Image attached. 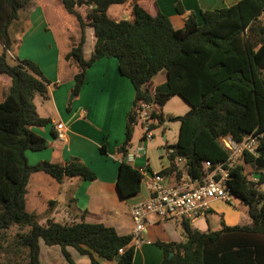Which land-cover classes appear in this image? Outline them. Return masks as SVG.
<instances>
[{"label": "trees", "instance_id": "trees-1", "mask_svg": "<svg viewBox=\"0 0 264 264\" xmlns=\"http://www.w3.org/2000/svg\"><path fill=\"white\" fill-rule=\"evenodd\" d=\"M29 1L0 0V76L10 81L0 102V264H40L39 240L47 246H59L69 264L67 247L87 255L91 264H99L94 254L131 264L135 249L131 235H118L113 228L85 223L81 218L39 223L37 216L25 209L26 187L34 173H44L58 183L71 178L96 179L77 158L65 164L41 161L29 165L25 157L27 151L47 148L46 140L33 128L50 124L38 116L33 103L36 95L48 99L49 82L35 63L9 55L14 44L11 27L20 21ZM61 3L80 30L78 41L65 56L77 69L73 96L84 84L86 70L103 58H114L118 73L133 88L118 153H127L141 103H153L160 109L172 96H178L189 106L184 115L153 114L158 126L152 129L165 119L179 124L176 143L166 146L171 149V165L159 171L160 175L179 174L174 160L181 158L188 174L199 176L204 162L215 165L227 159L221 138L231 136L238 142L250 134L263 138L259 156L245 155L244 162L256 173L260 171L264 157V0H239L228 8L200 11L198 16H188L181 29H173L159 11L149 14L137 0ZM112 5H126L131 20L112 19L107 12ZM87 26L92 28L95 42L90 58L84 60ZM161 71H165L166 81L153 89L151 80ZM99 150L104 152L103 147ZM247 174L242 164L235 166L226 187L246 206L250 224L228 227L221 221L219 230L200 232L190 226V220H183L181 243L157 244L164 253L160 264H264V195L246 179ZM142 179L136 168L124 160L119 162L116 187L120 197L136 195ZM119 249L122 254H118Z\"/></svg>", "mask_w": 264, "mask_h": 264}, {"label": "crops", "instance_id": "crops-1", "mask_svg": "<svg viewBox=\"0 0 264 264\" xmlns=\"http://www.w3.org/2000/svg\"><path fill=\"white\" fill-rule=\"evenodd\" d=\"M238 1L137 0V3L151 15L159 11L169 19L173 29H181L190 15L198 16L200 11L228 8ZM107 12L116 21L131 20L126 5H112ZM125 15L127 17H124ZM21 21L25 26H15V29L14 26L11 27L14 44L9 54L15 59L35 63L49 82L47 111L41 104V112H44L39 114L37 108L36 112L41 118L48 119L50 124L43 128H33L35 134L46 140L47 148L37 152L27 151L25 153L27 162L29 165L41 161L65 164L70 158H77L96 176V179L91 182L71 178L63 179L61 183H58L44 173H34L29 178L26 193L34 185L32 194L46 201L49 198L45 197V191L39 188L48 186L54 190L57 189V197L54 198L57 201L49 202H53L52 206L54 204L60 206L64 204L61 203L63 198L61 193L67 188L71 193L67 209L71 220L79 221L81 218L85 223L113 228L118 235H131L133 224L129 209L132 205L145 201L149 192L146 188V180L143 179L140 191L134 196L122 198L116 187L118 166L121 161L117 149L124 141L127 113L131 110L133 101V88L129 80L118 73L117 61L114 58L100 59L86 70L84 84L78 95L73 96L74 102L70 105L71 108L66 109L64 99L72 91L73 76L77 72L75 65L65 60L66 54L80 36L75 18L65 12L61 0H30L21 11L19 22ZM197 21L199 22L198 17ZM94 42L93 30L87 26L82 48L84 60L90 58ZM0 49H2L1 44ZM165 81L166 73L161 71L152 78L151 86L154 89ZM9 85V79L0 76V102ZM180 99L178 96H172L157 111H160L163 116L184 115L189 110V106ZM168 103H173V106L165 109ZM59 123L64 128L63 140L56 138L55 126ZM167 123L169 121L165 119L157 127L162 131L160 139L156 140L153 135L152 140L144 141L140 132L137 137L131 138L127 148L128 153L135 152L137 148L143 150L142 156L136 160L135 165L145 167L148 175L159 173L171 165L168 158L171 149H167L166 146L176 143L178 131L169 142L167 135L164 134ZM101 147H103V153L99 150ZM175 160V165L180 168V163L178 164ZM25 209L28 213L39 216L33 209L28 210L26 195ZM83 213L85 214L82 218ZM240 224L239 226L249 225L248 217ZM179 226L180 223L175 221L155 219L141 234V237L149 241V244L143 243L134 249L131 264H160L164 253L157 244L181 243L184 237ZM38 246L40 264H69L59 246H47L42 240H39ZM66 252L72 264H91L87 255L79 254L72 247H67ZM93 257L99 264H118L117 259L105 260L95 254Z\"/></svg>", "mask_w": 264, "mask_h": 264}, {"label": "built area", "instance_id": "built-area-1", "mask_svg": "<svg viewBox=\"0 0 264 264\" xmlns=\"http://www.w3.org/2000/svg\"><path fill=\"white\" fill-rule=\"evenodd\" d=\"M10 55V54H9ZM11 56V55H10ZM157 106L153 103H141L138 106L136 122L139 124L142 140L153 139L151 127L158 126L153 114L157 113ZM64 128L61 123L55 126L56 138L64 139ZM263 135L250 134L235 141L231 136L220 139V144L226 150L228 156L224 162L212 165L208 161L202 164L199 176H191L187 172V167L179 168L180 175L174 172L172 175L162 176L159 173L148 175L145 167H136L135 163L142 156V149L137 148L135 152L119 153L121 160L126 161L131 167L136 168L146 180V188L149 192L148 198L140 203L134 204L129 209V216L133 224L131 244L134 248L143 243L149 244L141 234L145 228L153 221H175L180 223L183 220H191L209 211V204L213 201L229 202L232 197L226 187L230 180L231 170L242 164L251 170V167L244 162V156L249 155L257 158L258 148ZM178 164L184 160L177 158ZM251 172V171H250ZM247 180L254 185V188L264 195V157L263 165L258 173H249ZM122 254V249L118 250Z\"/></svg>", "mask_w": 264, "mask_h": 264}, {"label": "rangeland", "instance_id": "rangeland-1", "mask_svg": "<svg viewBox=\"0 0 264 264\" xmlns=\"http://www.w3.org/2000/svg\"><path fill=\"white\" fill-rule=\"evenodd\" d=\"M126 15H127V11H126ZM124 17H127V16ZM24 21V20H23ZM23 21L21 22H16L13 26V28L15 29V26H25V24L23 23ZM0 52L2 53V49H0ZM7 61L9 63H11V59H9L7 57ZM71 95H73L72 93H69L65 99H64V106L66 107H70L71 108V104H73V98H71ZM179 100V99H177ZM182 99H180L181 101ZM184 102V101H183ZM33 103L35 105V108H37L38 113H43L41 112L42 110V106L44 107V110L47 111V104H49L45 99H43L42 97L36 95ZM49 106V105H48ZM173 106V103H168V105L165 107V109H169V107ZM167 111V110H165ZM102 114L104 115V113L102 112ZM102 115V116H103ZM174 129V131H172ZM178 129V123L176 122H169L167 123V129H165L166 132H164V134L167 135V140L170 142L172 141V138L175 136V134H177V130ZM141 132L140 126L139 124L136 122L133 126H132V137L133 139L135 137H137ZM142 134V133H141ZM153 135L154 138L156 140L160 139L162 136V131L158 128L153 130ZM184 166V162L180 163V168H183ZM245 171L248 173H255V171L251 168V170L249 169V167L245 166ZM251 171V172H250ZM179 175H180V171H179ZM54 182V181H53ZM34 187V185H32V188ZM42 187V186H41ZM30 191H28V193H26V199H27V208L28 210H34L35 213L39 216H37V220L39 223H44L46 221L47 218L49 219H53V221L58 222V223H65L67 221L70 220V214L68 213V205L70 203V201L68 202V199L70 198L69 196L71 195L70 192H68V189L65 188L64 191H62V196L63 198L60 206L58 205H50L49 201H57L54 198H56V191L57 189H52L51 187H45L44 188H39L42 189L43 191H45V197H48L49 199L46 201H42L40 198L34 196L32 194V189ZM37 190V189H34ZM47 199V198H46ZM217 202V201H216ZM219 202V201H218ZM60 203V202H58ZM209 212L205 213L203 215H200L196 218L191 219L193 220L192 224H190V226L192 228L197 229L200 232H206V231H217L219 228H221V221H224V225H229L228 227H234V226H238L241 225L240 223H243L247 220V213H246V206L239 201L238 199L231 197L229 202H219V203H210L209 204ZM52 217V218H50ZM190 220V221H191ZM180 227V226H179ZM180 230L181 227H180Z\"/></svg>", "mask_w": 264, "mask_h": 264}, {"label": "water", "instance_id": "water-1", "mask_svg": "<svg viewBox=\"0 0 264 264\" xmlns=\"http://www.w3.org/2000/svg\"><path fill=\"white\" fill-rule=\"evenodd\" d=\"M71 98H73V95H71ZM169 256H171V254H169Z\"/></svg>", "mask_w": 264, "mask_h": 264}]
</instances>
